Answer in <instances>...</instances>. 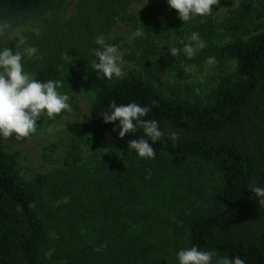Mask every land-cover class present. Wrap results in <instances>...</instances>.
<instances>
[{"label": "trees", "instance_id": "1", "mask_svg": "<svg viewBox=\"0 0 264 264\" xmlns=\"http://www.w3.org/2000/svg\"><path fill=\"white\" fill-rule=\"evenodd\" d=\"M140 1L80 0L71 18L46 19L42 30L56 31L48 50L56 51L25 66L42 82L62 81L66 87L78 81L87 89L88 123H69L67 129L74 136L86 129L91 150L109 155L96 176L82 171L61 176L58 192L69 199L53 210L61 239L69 245L60 264H179L178 252L192 246L215 252V258L264 264V204L252 191L254 184L264 187V0H241L219 23L210 16L183 23L167 0H151L138 17L129 8ZM56 3L66 6V0H0V14L36 21ZM117 21L143 33L130 56L142 73L130 70L108 80L92 68L98 62L95 39L103 35L115 45L107 34ZM192 32L205 47L189 59L183 49ZM173 47L180 49L174 57ZM210 57L218 80L201 99L167 95L150 79L163 70L185 79L192 65ZM113 101L148 107L144 119L156 120L164 136L152 143L139 128L120 138L119 122L103 120ZM171 132L178 134L176 141ZM140 138L149 139L154 159L129 151L128 141ZM67 146L69 162L80 163L77 144ZM204 174L210 185L203 200L191 201L189 195L165 212L154 209L155 189L162 182L171 179L181 186L185 180L194 192V179ZM46 181L45 175L26 179L16 152L0 146V264H42L52 217L40 197Z\"/></svg>", "mask_w": 264, "mask_h": 264}, {"label": "rangeland", "instance_id": "2", "mask_svg": "<svg viewBox=\"0 0 264 264\" xmlns=\"http://www.w3.org/2000/svg\"><path fill=\"white\" fill-rule=\"evenodd\" d=\"M150 1L141 0L131 4L129 11L140 17L141 9ZM240 2L241 0H222L216 10L210 15L213 22L219 23L227 18L238 7ZM79 3L80 0H66V6L56 3L53 9H46L36 21H33L38 22L40 32L39 35L30 34L29 43L38 48L39 55L48 58L51 56L50 53H55L56 51L51 52L48 50L55 45L56 31L50 34L49 31L44 32L42 30L44 23H48L46 19H69L76 15ZM0 16L3 15L0 14ZM136 31L130 25L117 21L112 24L107 34L122 53L124 61L123 76L130 70L142 73L141 68L136 63V59H130V56L135 52L134 40L136 38L130 39V37ZM225 39L228 40L229 37L227 36ZM135 55H139L138 51ZM29 61L25 60L24 68ZM233 67L234 61L228 62L227 69L231 71ZM213 68H215V63L209 64L207 60L201 65H192L189 70V76L185 79H179L173 71L169 70H163L160 75L156 74L150 79L160 91L167 95L174 93L183 99H201L218 80ZM86 90L78 81L74 85L61 88L59 91L70 97L71 111L62 113L55 119L42 116L38 121L37 132L30 139L16 140L14 136L10 139L0 138V146L8 152H16L19 167L26 179H31L35 175L46 176L47 181L40 189V197L43 207L50 209L52 217L49 218L51 220L49 227L50 241L43 253L42 264H60L68 253L66 248L69 244L61 239V222L58 221V214L56 215L53 210V207L57 206L61 201L66 202L69 199L68 196H62L58 192L60 184L63 183L61 176L68 171L69 173L82 171L86 173L85 175H90L91 173V175L96 176L98 169L102 168L105 157H109L108 154H99L91 150L86 141V129H82L80 136H74L67 129L69 123H88L89 93ZM71 143H76L78 146L82 156L80 163L72 164L66 156L67 145ZM122 153V150L117 152L119 155ZM56 177L59 179L58 185ZM179 183L181 186L170 179L167 182H162L155 189L156 201L152 200V203L156 202L154 204L155 210L157 209L159 213L165 212L169 205H178L184 202L189 195L191 201L199 202L205 198L210 185L209 176L205 174L198 179H194L193 183L196 187L194 192L188 189L185 180L179 181ZM145 194L148 197L147 199L152 198L151 190L146 191ZM183 195H185V198L182 197ZM161 199H163V204L160 202ZM189 203L190 200L186 204ZM61 215L59 213V217Z\"/></svg>", "mask_w": 264, "mask_h": 264}, {"label": "clouds", "instance_id": "3", "mask_svg": "<svg viewBox=\"0 0 264 264\" xmlns=\"http://www.w3.org/2000/svg\"><path fill=\"white\" fill-rule=\"evenodd\" d=\"M167 3L179 13L178 18L186 23L197 16H210L214 6L219 5V0H167ZM39 32L38 22L0 16V138L10 139L14 136L16 140L30 139L37 132L38 121L42 116L55 119L62 113L71 111L69 95L59 91L63 87L62 81L42 82L36 78L35 73L24 68L26 59H43L38 54V48L29 43L30 34L39 35ZM142 35V31L137 29L130 39ZM189 41L183 51L192 59L205 44L197 32L191 33ZM95 43L98 47L94 50V55L98 62L94 61L92 68L108 80L121 78L124 75V61L119 48L106 43L103 35H98ZM169 52L174 57L179 54L180 49L173 47ZM208 63H215V59L210 57ZM155 106L157 102L153 101V107ZM110 107L111 113L105 112L103 120L105 123L119 122L120 138L135 133L139 128L143 129L144 135L152 143L164 136L156 120L144 119L150 112L148 107L135 102L117 106L115 101ZM169 135L173 141L179 138L176 132ZM149 139L129 140V151L134 150L141 158L154 159L155 150ZM252 191L259 204H264V187L254 184ZM177 255L179 264H245L240 257L215 258V252L203 251L197 246L180 250Z\"/></svg>", "mask_w": 264, "mask_h": 264}]
</instances>
